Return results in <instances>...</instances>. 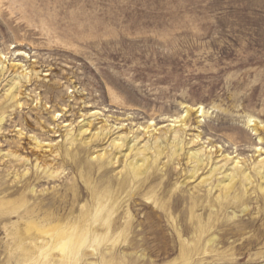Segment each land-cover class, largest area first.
I'll return each mask as SVG.
<instances>
[{"label": "rangeland", "instance_id": "1", "mask_svg": "<svg viewBox=\"0 0 264 264\" xmlns=\"http://www.w3.org/2000/svg\"><path fill=\"white\" fill-rule=\"evenodd\" d=\"M0 120V189L32 177L19 212L2 207L15 195L0 193V264H192L179 239L172 251L157 248L166 244L155 231L171 235L199 218L200 263L227 254L264 264V176L255 170L264 161V0H0ZM174 131L178 154L165 140L150 169L127 181L116 246L71 251L52 235L20 232L58 223L23 216L53 203L59 224L86 230L92 190L132 170L127 142ZM189 151L211 156L195 176ZM232 160L251 183L240 174L228 187ZM151 194L178 204L161 226L144 207L155 206ZM194 234L181 241L192 247ZM246 238L258 243L239 249Z\"/></svg>", "mask_w": 264, "mask_h": 264}, {"label": "bare ground", "instance_id": "2", "mask_svg": "<svg viewBox=\"0 0 264 264\" xmlns=\"http://www.w3.org/2000/svg\"><path fill=\"white\" fill-rule=\"evenodd\" d=\"M3 121V120H0ZM256 124V123H255ZM258 124H256L257 126ZM164 135V134H163ZM71 138V137H70ZM167 140L170 141L172 146L174 147V156L178 154V150L180 149L181 139L178 134V131H174V134H171L168 136L165 134V136H158L154 139H146L145 141L141 139V136H136L132 138L130 141L127 142L126 146L129 152H134L136 157L131 160V167L132 172L130 171L124 180L120 181L117 186L114 187V184L111 180H108L106 182L103 181V183H100L92 190V196L93 204L90 206L91 209L83 213V218L86 219L87 222L86 225L89 226V228H86L75 232V229L77 226H68V225H61L60 220L63 219V213L60 212V209H57L55 204H49L48 207L44 208L43 205L38 206L39 209H30L28 207L25 208V214L24 217L32 218L35 215H38L39 212L45 214L44 220L45 222H53L54 220L58 223L56 224H50L47 225H40L38 222L32 221L28 226L25 228L22 226L19 227L20 232L23 230H31L35 229L38 231V233L41 236L45 235H52L55 238H53L51 244L64 246L65 248H69L71 251L74 250V248H78L80 246H83L85 244L87 245H94L96 244L98 248H107L109 246H116L119 243L120 235L122 234V225L120 224V218H121V212L118 210L121 207H124V204L122 203V194L125 192L127 185V181L131 180L134 177L139 176L140 174L146 173L150 167H151V159L152 155L155 154L161 155L164 153L166 145L163 144V142ZM74 139L71 138V142L73 143ZM144 141V142H143ZM125 146V144H124ZM154 149V151H152ZM189 157V163L193 164V171L191 173V176H195L198 172V169L202 164L207 162L208 160H211V156L199 152V151H189L188 152ZM21 161H25L24 157L20 158ZM208 159V160H207ZM240 161H234L232 160V170L234 171L233 174L227 175V178L229 180L228 187L231 188L235 185L236 181L239 178V175H243L246 179L249 180V182H252L251 176L248 172V168L246 165L239 166ZM227 162H224L221 165H217L211 170L210 176L212 177L215 173H222L227 168ZM37 170L35 172V175L33 176L34 180L40 179V169L42 166L37 162L36 163ZM81 173L85 168H89L87 164H82L78 166ZM255 170L258 175L261 177L264 176V161H258V163L255 166ZM100 175L102 174L101 168L99 169ZM209 176V177H210ZM207 177V178H209ZM23 182L21 185L16 184L15 187L11 191H5L4 189H0V193H6L5 195H15L16 197L12 201L5 200L2 203L3 208H11V213H17L19 210L26 206V195L30 188V185L32 183L31 175H29V172H26L22 175ZM264 190V187H262ZM34 191V189H33ZM173 193L171 194V198H174L175 194L177 193V189L172 190ZM147 199L149 202L151 201L154 203V207H150L146 204H144L145 208H151L152 212L156 216V223L161 226L163 223V218L165 216L172 217L174 215V211L176 210L178 204L176 202L172 201H164L159 198L156 194H151L147 196ZM131 207V203H127V212H129V208ZM44 208V209H43ZM91 211V212H90ZM89 212V213H88ZM186 212L189 214H192V217L190 216V220L193 219V213H194V206H188L186 209ZM92 214V216H90ZM90 216L89 218H87ZM100 218V219H98ZM194 221V222H192ZM192 228L180 230V229H174L172 230L171 235H166L163 231V229L156 230L155 232L159 234V239L165 240L161 241L166 245H163V247L157 246V248H162L163 250L172 251L175 249L176 245H178L177 241L179 239L181 248L183 249V252L185 254H188L189 251H192V264H202L200 263L199 258H194L196 254H200V245L199 242H201L202 234L205 231L204 224H202L201 219L199 218L197 222L195 220H192ZM197 223V224H196ZM49 224V223H48ZM156 226V225H155ZM127 228V226H125ZM51 230V231H50ZM152 231V230H150ZM192 232L194 234L195 243L192 245V247L189 246L188 242H182V233L187 234ZM161 233V234H160ZM155 234V233H154ZM238 234V233H237ZM153 239V238H152ZM173 243V245L171 244ZM258 243L257 239H251L246 238L245 241L241 244L239 249L244 248L246 246H253ZM188 246L190 248H188ZM73 248V249H71ZM169 249V250H168ZM187 252V253H186ZM184 257V256H183ZM191 257L185 258V263L190 262ZM220 264H240L239 261L241 258H231L227 254L224 256H219Z\"/></svg>", "mask_w": 264, "mask_h": 264}]
</instances>
